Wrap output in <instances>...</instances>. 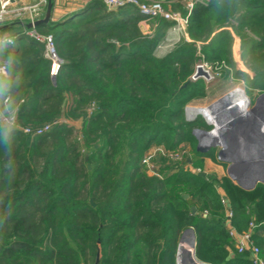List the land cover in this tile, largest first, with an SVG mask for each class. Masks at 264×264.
Here are the masks:
<instances>
[{
  "label": "trees",
  "instance_id": "1",
  "mask_svg": "<svg viewBox=\"0 0 264 264\" xmlns=\"http://www.w3.org/2000/svg\"><path fill=\"white\" fill-rule=\"evenodd\" d=\"M159 1L187 15L176 0ZM142 20L135 7L108 10L87 0L40 24L36 31L53 36L62 59L55 76L45 42L23 33L6 36L13 44L0 38L7 67L0 74V264H95L99 252L98 264H177L189 228L199 261L253 264L228 225L242 233L251 222L264 260V183L246 190L228 175L208 173L205 159L218 162L217 149L199 151L193 130L212 126L185 116L221 78L242 80L251 104L255 92L264 93V0L197 3L189 40L164 57L156 48L173 23L151 20L156 29L146 34ZM235 38L253 75L235 64ZM200 63L211 66L213 81L191 79ZM79 118L75 133L71 122ZM55 121L40 136L24 133ZM185 142L187 160L165 158L157 164L160 177L148 173L143 159L151 148L179 152Z\"/></svg>",
  "mask_w": 264,
  "mask_h": 264
},
{
  "label": "built area",
  "instance_id": "2",
  "mask_svg": "<svg viewBox=\"0 0 264 264\" xmlns=\"http://www.w3.org/2000/svg\"><path fill=\"white\" fill-rule=\"evenodd\" d=\"M104 3V5L107 7L108 10H117L120 8L125 7H135L137 9L138 15L142 16L143 22L144 21H150L157 18H163L168 21L174 22V24L168 29L166 36L161 41V43L157 46L156 50L161 49L164 44H168L171 49H174L175 46L182 40V38H174L175 34L178 32H184L188 28V20L191 15V12L194 8V6L197 3L201 4H207L210 0H176L180 2L185 9L187 10V15L183 16L180 11H174L173 9L166 7L163 1L159 0H152V1H144V0H100ZM48 3V0H39L38 3L32 5V6H23L19 8L13 7V0H0V24L15 18V17H21L23 14L28 13L30 17V22L34 23L36 20H39L42 18L44 14V7H46ZM141 21V22H142ZM23 34L33 37L37 39L38 41L45 42L46 43V55L49 59L52 60V67H51V74L55 76L62 64V59L59 58V56L56 53L55 46H54V40L53 36L51 34L47 35H41L36 31V28L27 29L23 32ZM186 40H189V38H184ZM5 43L13 44L14 40L10 37H5L3 40ZM198 65H202L205 70H207L210 75L211 79H214V72L206 63H200ZM197 65V66H198ZM196 66V68H197ZM7 71V67L5 64H0V74L5 75ZM196 71V70H195ZM192 80H196L193 78V75L191 77ZM241 90V89H240ZM242 91V90H241ZM244 95V93H243ZM246 95V94H245ZM234 105V104H233ZM193 107L187 108V110L192 109ZM207 108V107H206ZM216 113V112H215ZM218 113V112H217ZM233 115V114H232ZM231 115V116H232ZM204 116V115H203ZM207 120V123L209 125H213V130L215 131L219 125L227 121L228 119L222 118L221 120H218L217 122L209 121L206 115L204 116ZM3 120L7 124L15 125V120L13 117V120L11 122H8L3 118ZM60 122L65 121L64 119L59 120ZM219 122V123H218ZM58 123V121H55L53 123H48L43 126L33 128V127H25L24 133L29 134L32 136H40L48 131H50L54 124ZM204 133H207L208 131H203ZM211 132V131H210ZM208 134V133H207ZM166 156L172 160H181L182 155L180 152H166ZM151 155H146L143 159V163L146 165L149 171L155 173V175L159 176V173H157V165L153 162ZM225 199V198H224ZM223 201H226L224 200ZM232 210L229 209L227 212V216L230 219L232 217ZM230 227V236L233 237L236 241V248L238 252L243 253L247 250H250L253 264H264V260L260 256V248L255 244L252 230L256 226L253 222L250 223V229L246 232L239 233L237 232L233 227H231L230 223H228Z\"/></svg>",
  "mask_w": 264,
  "mask_h": 264
},
{
  "label": "water",
  "instance_id": "3",
  "mask_svg": "<svg viewBox=\"0 0 264 264\" xmlns=\"http://www.w3.org/2000/svg\"><path fill=\"white\" fill-rule=\"evenodd\" d=\"M54 6V0H48L45 15L43 18L36 20L34 23L29 22L26 24L28 29L36 28L40 24H48L51 21L52 11ZM10 26H7L8 28ZM5 27H0L4 29ZM204 78L207 81L211 79L210 73L203 68L202 65H198L196 71L193 74V78ZM242 92L245 94V90L242 89ZM247 96V95H246ZM261 97L259 96L258 102L255 106L249 109L248 112H243L241 115L231 116L227 121L219 125L215 131H209L208 134L214 135L215 138H218L221 142L215 143V145L205 146L206 148H201L200 142L198 143V150L206 152L216 145L221 146L218 157L220 161H228L231 163V166L235 167L239 162H246L247 167H258L264 165V117L260 113L259 107H261ZM248 98V97H247ZM249 99V98H248ZM205 116V115H204ZM198 131V130H197ZM203 132L202 130H199ZM88 157H86L87 160ZM188 163L191 164V159H188ZM231 173H229L230 175ZM233 179L235 176L230 175ZM261 178V177H259ZM255 180L252 183L253 188L257 182H263V179ZM262 180V181H261ZM188 204L191 206L192 213L197 212V208L193 203V200L188 196L184 195ZM225 198V197H224ZM93 204V201L91 200ZM94 205V204H93ZM189 235L190 244H185V238ZM196 248V235L193 228L187 229L180 240L178 247V255L181 258L182 264H207L199 261L195 255ZM99 255L95 264H98Z\"/></svg>",
  "mask_w": 264,
  "mask_h": 264
},
{
  "label": "rangeland",
  "instance_id": "4",
  "mask_svg": "<svg viewBox=\"0 0 264 264\" xmlns=\"http://www.w3.org/2000/svg\"><path fill=\"white\" fill-rule=\"evenodd\" d=\"M176 2L179 3L178 1H176ZM44 11H46V7H44ZM242 61L239 62L240 64H239L238 68H240V69H242L244 71H247L248 73H250V75H253L254 73L251 72L247 68V66L245 65L244 61L243 62ZM210 80L213 81L214 79H210ZM237 89L245 90V84H244V82L242 80L236 81L234 79L226 80V79H222L221 78V79L213 81L212 85L209 88L208 98L207 99L202 100V101L192 102V103L188 104V106L186 107V110H185L186 119L189 120V121H194V120H196L198 118L200 119L201 118L200 116H202L204 118V120L207 122L206 118L203 116L204 113L196 114L194 116L191 113L192 109L187 110V108H190V107H193V108H196V107H207L208 108L209 107V108H213V109L215 108V109H217V110H215V112L218 111L219 114H221L222 118L228 119L236 111H241L240 105L238 103V99L236 98L235 101L230 104L231 106L226 105L225 103L221 104L219 102L223 101L228 95H230V94L233 95ZM245 94H246V92H245ZM259 96H262V93H258V91L255 92V102L253 104H251L250 99H249L248 110L255 106L256 102H258V100H259ZM234 97H235V94H234L232 100L234 99ZM260 101H261V107H259L258 111H260V113L263 115L264 114V97H261ZM247 104H248V102H247ZM4 119L7 120L8 122H11L13 120V117L8 118V117L5 116ZM82 122H83L82 118H79V119L71 122V124L75 128V133H77V131H79L82 128V125H83ZM199 130L208 131V132L212 131L213 130V125H212V127L210 129H207V128H195L193 130V133L197 137L198 143L200 142L201 148H206L205 146H208V145L210 146L211 144L215 145L214 140H216V138L214 137V135L207 134V133H204V132H200ZM181 147L184 148V149L181 148L182 150L179 151L181 153V155H182V159L181 160H173L174 162L185 161V160H187L186 159L187 156H189V155L191 156V154H192V150H191V147H190L189 143H187V142L182 143ZM212 148H214V147H212ZM215 148L217 149V157H218V154H219V151L221 149V146L216 145ZM146 155H151L153 157L152 160H153V162L156 165L159 162H163V159H165V158L167 160L170 159V158H168L166 156V150L163 148V146H154L153 148H151L149 150V152ZM166 163H169V161H167ZM252 166L251 167H247L246 166V162L245 163L244 162L243 163L239 162L235 167L234 166L232 167L230 162L226 161L224 167H225V170L227 169V173H231L230 175L233 174V176H235V179H237V180L241 179L243 183H246L247 185L251 186L252 185V183H251L252 181L250 179V176L256 174V175L262 176L264 178V165L263 166H258V167H255V168L252 167ZM186 167H187V169H190L191 168V164L187 163ZM205 170L208 173H214V171L210 167H206V164H205ZM148 173L150 175H154L155 174V173H153V172H151L149 170H148ZM160 176H161V174L159 173V177ZM180 240H181V238H180ZM180 240L178 242V247H179V244H180ZM178 247H177L176 261H177V264H180L179 263V255H178ZM98 255H99V258H100V252L98 253ZM98 255H97V257H98Z\"/></svg>",
  "mask_w": 264,
  "mask_h": 264
},
{
  "label": "crops",
  "instance_id": "5",
  "mask_svg": "<svg viewBox=\"0 0 264 264\" xmlns=\"http://www.w3.org/2000/svg\"><path fill=\"white\" fill-rule=\"evenodd\" d=\"M86 1L87 0H55V5L53 6V11H52V16H51V21L58 19L59 17H62L63 15L75 12L76 10L80 9L84 5V3H86ZM38 2H39V0H13V7L19 8V7H23V6H32ZM179 4H181V3L179 2ZM44 15H45V11H44L42 18L44 17ZM29 22H30V17L28 15V13H25L21 17H15V18L9 19V20L1 23L0 27H5V28L0 30V38H5L6 36H9V35L12 36V35H16L18 33H23L25 30L28 29L26 24ZM140 24H141V28H142L143 32L146 34H150L156 29V24H152L151 20L150 21H144V22L142 21ZM7 26H10V27L6 28ZM187 37H188V28L186 31L178 32L174 36V38H176V39L177 38L184 39ZM167 45L168 44H164V46L161 49L156 50L155 54L158 57L166 56L168 53L171 52V50H173ZM241 51L242 50H241L240 41L238 38H235V41L233 44V59H234L237 67H239V64H240L239 62L242 61ZM217 159H218V162H214L212 159L206 158L205 159L206 167H210L214 171V173L218 176V178H222L226 175L230 176L229 173H227V169L225 170V167H224L225 162L220 161L219 157H217ZM262 179H263V182H261V183H264V178H262ZM234 180L241 187H243L246 190H252L257 185L256 184L253 188H251L252 185L249 186L246 183H243L241 179H239V180L234 179ZM259 182H257V183H259ZM260 237H264V226L260 231Z\"/></svg>",
  "mask_w": 264,
  "mask_h": 264
},
{
  "label": "bare ground",
  "instance_id": "6",
  "mask_svg": "<svg viewBox=\"0 0 264 264\" xmlns=\"http://www.w3.org/2000/svg\"><path fill=\"white\" fill-rule=\"evenodd\" d=\"M172 22V21H171ZM173 24H174V22H172ZM167 34V33H166ZM166 36V35H165ZM161 43V42H160ZM159 43V44H160ZM158 44V45H159ZM234 94H235V97H234V99L232 100V98H233V96H234ZM233 95L232 94H230V95H228L223 101H221V102H219V103H225L226 105H229V106H231L230 104L231 103H233L234 101H235V99L237 98L238 99V103H239V105H240V108H241V111L240 112H236V113H234L233 114V116H236V115H241V114H243V112H248L249 110H248V106H249V99L247 98V96L244 94L243 95V92L240 90V89H237L236 91H235V93H234ZM247 102H248V104H247ZM192 115H196V114H201V113H205L208 117H210V118H213V119H217V118H214L213 117V108H206V107H196V108H192ZM206 116V117H207ZM263 116H264V114H263ZM207 117V118H208ZM208 120L209 121H212V122H217V120L215 121V120H211V119H209L208 118ZM219 123V122H218ZM218 142H221L218 138H216V140H214V143H218ZM259 177H261V178H259ZM257 178H259V179H262L263 177L262 176H259V175H252V176H250V179H251V183H253L255 180H257ZM186 240L184 241L185 242V244H190V238H189V235H187V237L185 238ZM179 263L180 264H182L181 263V258H179Z\"/></svg>",
  "mask_w": 264,
  "mask_h": 264
},
{
  "label": "flooded vegetation",
  "instance_id": "7",
  "mask_svg": "<svg viewBox=\"0 0 264 264\" xmlns=\"http://www.w3.org/2000/svg\"><path fill=\"white\" fill-rule=\"evenodd\" d=\"M216 108H217V107H216ZM215 110H217V109H215V108L213 109V114H212V115H213L214 118H217V119H213V118H210V117H209V119H211V120H215V121H216V120H217V121H218V120H221V119H222L221 114H219L218 111H217L218 113H217V112L215 113ZM236 112H240V111H236ZM236 112H235V113H236ZM204 115H206V114L204 113ZM206 116H207V115H206Z\"/></svg>",
  "mask_w": 264,
  "mask_h": 264
}]
</instances>
